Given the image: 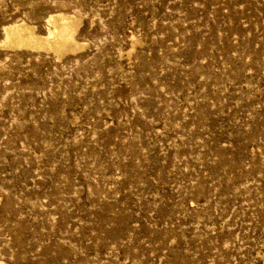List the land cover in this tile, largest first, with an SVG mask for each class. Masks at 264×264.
Masks as SVG:
<instances>
[{
  "label": "rangeland",
  "instance_id": "obj_1",
  "mask_svg": "<svg viewBox=\"0 0 264 264\" xmlns=\"http://www.w3.org/2000/svg\"><path fill=\"white\" fill-rule=\"evenodd\" d=\"M4 263L264 264V0H0Z\"/></svg>",
  "mask_w": 264,
  "mask_h": 264
},
{
  "label": "bare ground",
  "instance_id": "obj_2",
  "mask_svg": "<svg viewBox=\"0 0 264 264\" xmlns=\"http://www.w3.org/2000/svg\"><path fill=\"white\" fill-rule=\"evenodd\" d=\"M46 18L51 24V27L48 28L47 34L44 36H37L33 31H24L26 29H24V27L23 32H20L22 28L14 24L5 25V31L10 38L16 36L15 42L18 46L30 48L32 50L52 49L55 52H63V50H75V48L77 49V47L81 46V43L77 41L74 36L75 30L78 24H80V18L63 11L48 13ZM8 37L6 38L8 39ZM11 41L14 42V39ZM5 46L7 45L5 44Z\"/></svg>",
  "mask_w": 264,
  "mask_h": 264
}]
</instances>
